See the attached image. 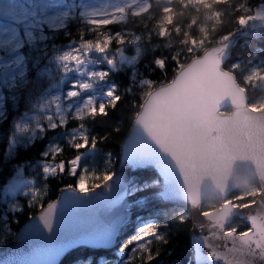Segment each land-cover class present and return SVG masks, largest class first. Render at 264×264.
<instances>
[{"label": "trees", "instance_id": "16d2710c", "mask_svg": "<svg viewBox=\"0 0 264 264\" xmlns=\"http://www.w3.org/2000/svg\"><path fill=\"white\" fill-rule=\"evenodd\" d=\"M244 2L245 0H231L230 5H218L217 7L224 12V24L216 26L213 31L215 22L206 19L203 10L200 12L185 10L178 0H175L173 6L177 12L184 13L176 18L182 25L181 32L172 31L167 38L157 35V18L163 3L158 5L155 0H151L152 18H148V14L144 17L129 15L126 22H118L110 28L89 23L88 21L92 19L82 15L80 7L68 8L61 25H54L58 30L47 33L48 39L45 42H41V32L38 30L40 28H34L35 41H24L29 44V48L23 49L26 54L24 63L32 64L36 68L34 61H46L38 66V70L46 71L42 78L36 79L21 76L19 73L15 75V86L12 80L10 81L11 86L3 85L2 89H7L2 92L1 109L3 111L0 115L3 116L6 112V117L0 120V187L6 186L15 176L19 164L26 166L24 175L34 180L35 183L27 195L20 193L15 197H9L4 191H0V246L12 241L24 224L56 200L63 189L80 190V176L87 174L91 183L100 185L105 182L103 179L105 174L112 176L116 172L121 158L122 145L149 94L172 82L181 69L197 58V55L203 54L202 52H188L185 45L181 43L184 38L183 33L188 30L187 23L190 16H198V25L190 30L197 39L201 37L198 31L200 24H206L211 33L205 47L215 46L220 37L228 32L234 33L230 39L237 34L248 33L231 49L227 67L234 68L241 86L247 89L250 102L264 101V81L258 80L250 84L247 80L248 75L253 71L264 70V29L252 30L250 22L245 26L236 23V17L245 14V9H237L236 5ZM261 5H264V0H247V8L251 9V12L247 14H254ZM104 32L113 35L117 32L122 33L127 42L123 46L114 42L112 49L105 53L82 48L83 41L100 38ZM136 37L140 38L139 41L133 42ZM66 47L87 54L89 52L87 56L100 63L97 65L99 71L109 73L104 78V83L108 85L109 90L115 89L118 102L114 101L115 107H109L107 116L99 118L86 116L79 122L72 120L69 128L61 127L56 132L49 131L45 134L36 129L37 123H49L47 119L49 116H46L47 110L43 109L42 102L47 96L71 87L67 85L69 79L63 78L65 75L63 67L55 61L56 54L61 57ZM120 47L124 49L123 55L129 58L137 56L136 50L139 48L138 60L131 65L122 61L121 54L116 51ZM17 52L20 56H24V53L19 50ZM111 57H115V66L108 63V58ZM161 58L167 62L166 67L158 62ZM236 65L239 67H235ZM61 84L63 86H60ZM75 115L68 112L64 117L71 119ZM51 117L58 118L56 115ZM18 123L21 126H29V131H17L19 139L25 140L33 131H36L41 142L30 145L28 148H17L15 155L6 158L5 150L9 138L16 131L15 125ZM81 124L85 126L90 136L99 138V143L94 149L87 148L83 151L79 175L76 174L77 169L74 168L72 174H58L50 180L43 178L42 162L46 159L42 156L43 149H46L49 144L60 145L65 148V155H70L71 141L76 140L80 133L85 131ZM72 128H76L77 131L73 132ZM27 164L31 166L27 167ZM93 173L99 179L94 178ZM158 181V173L153 168L139 170L133 173L130 186L131 189L147 188ZM93 188L95 187L89 185V190ZM249 188L252 186H242L236 190ZM140 200L144 203H137ZM137 201L130 207L133 218L114 247L109 249L78 248L69 253L61 264H128V255H124L120 245L132 235L137 234L139 228L149 223L158 225L160 234L165 236L164 241L149 239L154 253H160L153 264H191L193 255L191 234L194 225L190 213L185 208L164 203L156 196L142 197ZM218 206L219 201L210 197L204 203V210ZM181 217L185 219L182 220ZM232 225L238 230H243L248 226L244 221H236ZM139 260L140 253L136 252L132 264H139Z\"/></svg>", "mask_w": 264, "mask_h": 264}, {"label": "snow or ice", "instance_id": "6c2138e0", "mask_svg": "<svg viewBox=\"0 0 264 264\" xmlns=\"http://www.w3.org/2000/svg\"><path fill=\"white\" fill-rule=\"evenodd\" d=\"M156 4L163 3L160 9V15L157 18V35L162 38H167L172 31L181 32L182 25L177 21V16H182L183 12H177L173 6L175 0H155ZM180 6L185 9L195 10L200 12L203 10L206 19L215 22L213 31L216 26L224 24V12L218 8V5H230L231 0H178ZM25 5V0H0V70L15 67L21 76L36 79L42 78L45 71L38 70L39 64L46 61H34L36 68L32 64L24 63L26 54L23 52L25 47L29 48V44L24 41H35V36L31 29L35 28L34 23L37 12L30 11ZM237 9H245V14L236 17V23L240 26L247 25L250 21L260 20L264 22V11L258 10L254 14H247L251 9L247 8V0L244 3L236 5ZM153 5L151 0H126L124 6L116 7L113 13L109 14L107 18L88 21L91 24H99L101 26H108L109 28L118 23L126 22L128 16L144 17L148 14V18H152ZM82 15H96V13H82ZM55 17L53 22H41V42L48 39L47 33L58 30L54 27ZM198 25V16L192 15L189 17L187 23V31L183 33L184 38L181 43L185 45L186 51L191 53H203L197 55L194 61V66L202 68L208 74L206 81L199 83L192 89L183 104V109L191 114L197 121L200 127L199 142L205 149L204 159L198 163L189 164L185 167L181 164L182 170L185 171V178L189 185V198L192 205L199 207L201 205L202 194L200 190V183L203 176L208 175L212 177L214 182L215 195L219 199V206L213 207L210 210H204L201 215L211 221V226L216 231L211 233V237L217 238L219 236L225 239H230L235 243L239 241L244 249H250L254 257H258L255 261H233L228 259L226 255L217 251V246L210 242L209 237L205 236V246L202 247L199 240L196 241L195 258L198 264H211L223 259L226 264H264V170L257 172L259 183L256 187L247 190L240 189L237 191V185L229 186L227 179L232 175L233 164L238 152L247 151L250 148H255L257 145L251 144L253 133H257V139L261 141L260 147H264V101L250 102L247 95V89L241 86L240 81L236 77L234 68L227 67V60L220 55L225 52L226 42L234 34L228 32L222 35L219 42L215 46L205 47L208 37L210 36L209 29L206 24H200L198 31L201 37L197 39L190 31L194 26ZM67 26V25H65ZM18 34L21 43L16 44L19 52L24 53L19 59H16V52L11 54V57L6 60L9 55L5 51V44L15 43V36ZM7 38V40L5 39ZM150 38V37H149ZM139 37H136L133 42H138ZM116 42L123 46L127 40L122 33L110 34L104 32L100 38L88 39L82 42L84 50H95L100 53H105L112 49L113 43ZM121 54V60H128L129 65L138 60L139 48H137V56L126 57L123 55L124 49L122 47L116 49ZM60 59L64 61L75 60L80 62V55L65 53ZM160 64L167 66V62L161 58L158 61ZM108 63L115 66V57L108 58ZM235 67H239L236 65ZM90 75L105 78L109 75L108 72L102 71L98 73H90ZM249 83L255 81H264V70L253 71L248 75ZM13 86H15V72L12 74ZM84 89L91 88L90 83L79 85ZM7 88L3 89L6 90ZM80 92L75 88L68 92L69 97L79 96ZM111 99L108 103H97L92 97H89L85 102V108L78 110L76 115L69 119L64 116L53 118L47 117L49 123H37L36 129L39 132L47 134L49 131L56 132L61 127L69 128L72 120L77 122L82 121L86 116L99 118L100 116H107L109 114V107H115L116 92L115 89L107 93ZM225 97H230L235 111L231 114H224L219 112V105ZM122 99V98H120ZM0 111H3L0 109ZM6 117V112L0 116V120ZM82 128H85L81 124ZM16 131L12 133L9 138L8 146L5 150L6 158L15 155L17 148H28L30 145H36L41 142L36 131L21 140L17 137V131H29L28 125L16 124ZM72 131H77L72 128ZM106 139V137H105ZM99 143V138L92 137L88 134L87 129L81 132L76 140L71 141L70 155H65V148L51 144L43 149L42 156L46 159L42 162V177L45 179H52L56 175H63L64 173L72 174L73 169H77L79 175V165L83 158V151L87 148L94 149ZM31 166L27 164V167ZM26 166L24 164L17 165L15 176L22 177ZM93 177L99 179L93 173ZM12 179V184L9 189L12 191L13 197L16 196V188L20 185L34 184L35 181ZM105 181H109L112 177L108 174L103 176ZM12 185H16L13 188ZM89 185L97 187L98 185L91 183V179L87 174L80 176V190L88 191ZM8 189L0 187V191H7ZM143 195H147L148 189L139 190ZM27 195V193H25ZM164 198H169L167 191L159 193ZM123 197H121L122 199ZM135 198V191L133 192ZM119 203V201H116ZM137 203H144L143 200ZM43 208V206H41ZM49 211L51 212L54 205L50 204ZM254 210V211H249ZM245 215L251 222L250 226H246L243 230H238L236 226L232 225V220L235 216ZM47 219V215L43 217ZM185 219V217H181ZM203 225H201V228ZM164 241L165 236L160 234L159 226L156 224H146L137 230V234L132 235L126 242L120 245L121 251L124 255H128V264H132L135 259V253H140L139 264H153L159 252L153 251L149 239ZM202 248L206 249L202 251ZM229 252L236 251L235 248L228 249Z\"/></svg>", "mask_w": 264, "mask_h": 264}, {"label": "water", "instance_id": "95a60500", "mask_svg": "<svg viewBox=\"0 0 264 264\" xmlns=\"http://www.w3.org/2000/svg\"><path fill=\"white\" fill-rule=\"evenodd\" d=\"M246 35L247 32L237 34L226 43L225 52L220 54L223 59L228 62L231 49ZM195 60L181 69L172 82L149 94L122 145L120 162L112 179L88 191L63 189L50 203L54 205L51 212L48 204L24 224L12 241L0 246V264H61L78 248H112L133 218L131 205L147 196L159 197L162 202L185 208L190 213L194 225L191 264H198L196 241L199 240L204 247L205 236L230 260L247 262L258 259L239 241L233 243L222 236L211 237L216 230L211 221L201 215L207 199L214 197L219 201L211 176L205 175L201 180V205H192L189 198V185L181 164L187 167L202 161L205 156V149L199 142L200 127L196 119L183 109L190 91L208 78L205 70L194 66ZM234 111L230 97H225L220 102L219 112L231 114ZM257 136L254 132L250 142L257 145L255 148L236 154L232 175L227 179L229 186L258 185L257 172L264 170V147L259 146L261 141ZM151 168L158 173L159 181L145 188L148 189L147 195L142 196L136 191L133 198L130 186L133 173ZM164 191L169 193L168 199L159 195ZM45 215L47 219L43 218ZM236 221H244L248 226L251 223L245 215L235 216L232 224ZM230 248L236 251L229 252ZM202 251L206 252V249L202 248ZM211 264H226V261L221 259Z\"/></svg>", "mask_w": 264, "mask_h": 264}, {"label": "rangeland", "instance_id": "374dc122", "mask_svg": "<svg viewBox=\"0 0 264 264\" xmlns=\"http://www.w3.org/2000/svg\"><path fill=\"white\" fill-rule=\"evenodd\" d=\"M126 0H25V5L30 11L37 12L38 16L36 17L34 23L36 27L40 28L41 22H53V17H55L54 25H61L62 20L67 12L68 8H76L80 7L81 13H96V15H85L87 18L92 20H101L107 18V16L113 13L114 8L124 6ZM261 10L264 11V5H261L257 8L256 11ZM252 30H262L264 29V22L260 20L250 21ZM35 27V28H36ZM34 32V28L31 29ZM40 30V29H38ZM35 35V33H33ZM15 36V43L13 44H5V51L9 54L6 57V60L11 57L13 52H16V59H19L21 56L17 52L16 44L21 43L18 34H13ZM7 40V38H5ZM65 53H72L80 55V62L77 63L75 60L72 61H64L60 59L58 54L55 56L56 64L60 63L63 67L64 79H69L67 85L71 86L68 89L63 91L55 92L52 95L46 97V100L42 102L43 109L47 110L46 116H65L68 112H72L74 114L77 113L78 110H83L85 108V102L89 97H92L97 103H105L109 100L107 93L111 90L108 89V85L104 83V78H98L90 75V73H98L100 72L97 65V60L92 57H88L86 52H78L74 48L66 47ZM63 54V55H64ZM62 55V56H63ZM61 56V57H62ZM128 63V60H124ZM122 63V62H121ZM15 72V75L19 74L18 71H15V67L7 68L0 70V109L2 106V98H3V85L11 86L12 83V74ZM74 80H78L75 81ZM84 83H90L92 85L91 88L84 89L79 87V85ZM60 86H63L61 84ZM75 88L80 92L79 96L69 97L68 92L70 89ZM2 111H0V115ZM13 178H16L14 176ZM12 178V179H13ZM12 179L5 186L8 189L5 192L6 196L13 197L11 189H9V185L12 184ZM19 180H28L30 178L23 175L22 177L16 178ZM33 184L20 185L16 188V185H12L13 188H16V195L20 193H27L31 191V187ZM154 185V184H153ZM146 188V187H145ZM145 188H134L131 189L132 192L139 191L140 189Z\"/></svg>", "mask_w": 264, "mask_h": 264}]
</instances>
